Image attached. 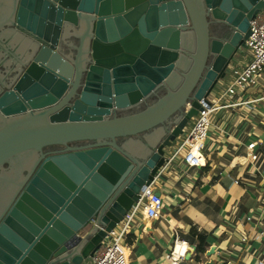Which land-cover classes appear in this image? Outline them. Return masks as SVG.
<instances>
[{"label":"water","instance_id":"water-1","mask_svg":"<svg viewBox=\"0 0 264 264\" xmlns=\"http://www.w3.org/2000/svg\"><path fill=\"white\" fill-rule=\"evenodd\" d=\"M263 9L0 0V264L90 258L209 107Z\"/></svg>","mask_w":264,"mask_h":264},{"label":"crops","instance_id":"crops-1","mask_svg":"<svg viewBox=\"0 0 264 264\" xmlns=\"http://www.w3.org/2000/svg\"><path fill=\"white\" fill-rule=\"evenodd\" d=\"M252 59L245 46L228 69H243ZM259 79L256 86L230 97L231 104H250L234 107L235 112L211 113L204 167L176 162L154 182L162 215L145 229L137 217L125 240L128 264H176V259L178 264H193L185 255L175 257L176 247L182 243L194 247L195 264H264V78ZM191 124L193 120L183 133ZM186 136H180L165 157ZM252 143L257 153L253 164L247 161V147ZM192 230L204 240L200 242ZM198 242L204 249L201 253L197 252ZM88 263L89 258L83 264Z\"/></svg>","mask_w":264,"mask_h":264},{"label":"built area","instance_id":"built-area-1","mask_svg":"<svg viewBox=\"0 0 264 264\" xmlns=\"http://www.w3.org/2000/svg\"><path fill=\"white\" fill-rule=\"evenodd\" d=\"M249 29L250 35L245 46L253 54L252 61L243 69L231 71L234 80L226 87L222 97H209V107L203 106L202 110L198 111L197 119L194 120L193 128L188 135L173 153L165 157V162L153 182L139 193L138 200L132 204L121 222L115 226L118 230L114 228L106 234V238L89 258L88 264H128L129 247L125 240L135 225L137 217L140 219L138 222L141 223L142 229H145L162 215V200L155 194L153 189L154 182L160 174L176 162H182L188 167H204L206 162L203 148L208 140V133L211 128L208 117L211 113L220 110L234 109V107L251 103L247 101L231 104L228 102L227 96L240 95L246 89L256 86L254 76L262 74L259 72L264 69V9L258 12L249 22ZM256 160L255 144L252 143L247 147V161L253 164ZM174 262L178 264L177 259Z\"/></svg>","mask_w":264,"mask_h":264},{"label":"rangeland","instance_id":"rangeland-1","mask_svg":"<svg viewBox=\"0 0 264 264\" xmlns=\"http://www.w3.org/2000/svg\"><path fill=\"white\" fill-rule=\"evenodd\" d=\"M259 73H262L261 76H258V74H256V75L254 76V79L257 81V83H258L259 80H260L259 78H262V77L264 78V69H262ZM233 80H234V75L232 74L231 70L227 69L225 77H224L221 81H219V82H218L219 85H218V86L216 85V88H214V90H213V92H212V94H213L212 97H214V98L222 97V96H223V92L225 91V90H223L222 88H224L225 85H229V84H231ZM227 83H228V84H227ZM236 91H237V90H236ZM230 97H231V96H227V98L229 99V100H228L229 103L232 102V100H230V99H232V98H230ZM233 111L235 112L236 109H234ZM224 113H229V112H228L227 110H222L221 112H217L216 115L224 114ZM211 118H212V115H210V116L208 117L210 123H212ZM195 119H197V116H196V117H193L192 120L194 121ZM192 128H193V124H191V126H189V128L186 129V132L183 133L182 135H188L189 131H190ZM209 131H210V130H209ZM208 135H210V132L208 133ZM182 141H183V137L181 138V141L179 142V144H181ZM115 229L118 230L117 227H116ZM106 241H107V240H106Z\"/></svg>","mask_w":264,"mask_h":264},{"label":"bare ground","instance_id":"bare-ground-1","mask_svg":"<svg viewBox=\"0 0 264 264\" xmlns=\"http://www.w3.org/2000/svg\"><path fill=\"white\" fill-rule=\"evenodd\" d=\"M186 256V258L193 264L198 260V255L196 254V251L194 247L183 244H178L175 250V257L177 256Z\"/></svg>","mask_w":264,"mask_h":264},{"label":"trees","instance_id":"trees-1","mask_svg":"<svg viewBox=\"0 0 264 264\" xmlns=\"http://www.w3.org/2000/svg\"><path fill=\"white\" fill-rule=\"evenodd\" d=\"M191 232H192V235L196 236V238L199 239L200 242L202 240H204V237H202L196 230H192ZM203 250L204 249L202 248L201 244L198 242L197 243V252L201 253V252H203Z\"/></svg>","mask_w":264,"mask_h":264}]
</instances>
